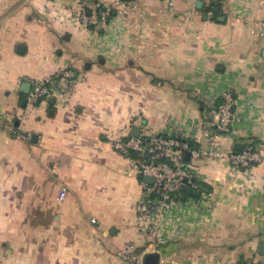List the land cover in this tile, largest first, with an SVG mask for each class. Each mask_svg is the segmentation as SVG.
Masks as SVG:
<instances>
[{
  "label": "crops",
  "instance_id": "1",
  "mask_svg": "<svg viewBox=\"0 0 264 264\" xmlns=\"http://www.w3.org/2000/svg\"><path fill=\"white\" fill-rule=\"evenodd\" d=\"M114 2L0 0V264H130L118 256L127 247L144 264H264V162L233 175L190 158L207 191L181 198L180 231L146 252L157 202L108 142L123 129L199 134L189 142L205 147L198 132L230 91L238 118L223 148L253 141L264 154V0L212 13L206 0H119L105 30L82 25L81 6L97 15ZM66 70L75 76L56 77ZM45 77L53 95L28 104L25 84Z\"/></svg>",
  "mask_w": 264,
  "mask_h": 264
},
{
  "label": "built area",
  "instance_id": "2",
  "mask_svg": "<svg viewBox=\"0 0 264 264\" xmlns=\"http://www.w3.org/2000/svg\"><path fill=\"white\" fill-rule=\"evenodd\" d=\"M206 1L210 6L208 12L212 13L215 5L224 0ZM118 3L119 0H115L113 4L101 6L97 15L91 14L84 5L81 6L80 19L82 25L85 27L92 26L99 31L105 30L109 25L113 9ZM257 25L263 27L264 22ZM74 76L75 72L66 70L56 77L73 78ZM54 80V77L28 80L31 84L27 95L28 104H38L53 95L52 84ZM211 113L214 118L212 125L198 130V133H202L206 139V146L202 148L196 149L189 142V139L199 134H193L194 136L182 133L170 136H136L119 129L108 138L112 148L129 159L131 170L138 174L141 179L144 195L157 202L156 219L152 231L155 240L147 247L146 252H149V249L159 250L163 248L172 239V234H177L180 231V225L185 220L184 213L179 209V202L183 195L191 200L194 197L190 194L191 191L202 192L201 177L192 169L190 161L170 160L168 153L172 155L180 153L181 156H184L190 152L191 158L206 156L219 160L226 165L233 175L241 174L242 171L254 164L264 162V154L260 152L253 141L247 142L240 151L223 148L222 137L236 132L235 123L238 118L236 100L230 91H225L222 94L220 100L212 106ZM9 130L23 138H28L21 127L15 126L12 122L9 124ZM148 178H153V181H148ZM66 196L67 190L63 189L60 198L64 199ZM92 221L96 222L95 219ZM118 256L130 264H144L145 253H137L133 247H127V249L120 251ZM235 264L260 263L254 260H243Z\"/></svg>",
  "mask_w": 264,
  "mask_h": 264
},
{
  "label": "water",
  "instance_id": "3",
  "mask_svg": "<svg viewBox=\"0 0 264 264\" xmlns=\"http://www.w3.org/2000/svg\"><path fill=\"white\" fill-rule=\"evenodd\" d=\"M123 1H128V0H123ZM200 3H203V2H200ZM216 11H219L218 9H216ZM25 85H27L26 87H29L31 88V84L30 83H26ZM24 103L26 102V100L23 101ZM138 136V135H137ZM244 147L243 144H236L235 146V149L240 151L242 150ZM191 158V153L190 152H187L186 153V156H185V159L186 160H190ZM148 181L152 182L153 181V178H148ZM201 190L202 191H207V189L202 186L201 187ZM190 194L196 198H199L201 196V191H191ZM183 200H186L187 199V196L186 195H183L182 197ZM260 254L262 256H264V241L261 243V246H260ZM157 259H158V254H149L146 256V259H145V264H156L157 262Z\"/></svg>",
  "mask_w": 264,
  "mask_h": 264
},
{
  "label": "trees",
  "instance_id": "4",
  "mask_svg": "<svg viewBox=\"0 0 264 264\" xmlns=\"http://www.w3.org/2000/svg\"><path fill=\"white\" fill-rule=\"evenodd\" d=\"M116 15V8L113 9V13L111 15V18H113Z\"/></svg>",
  "mask_w": 264,
  "mask_h": 264
}]
</instances>
